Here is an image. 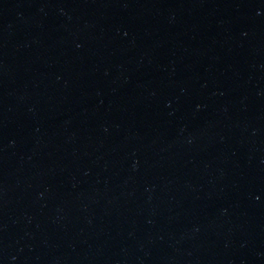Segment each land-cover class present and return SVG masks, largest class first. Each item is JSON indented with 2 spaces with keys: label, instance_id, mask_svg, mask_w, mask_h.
Instances as JSON below:
<instances>
[{
  "label": "water",
  "instance_id": "95a60500",
  "mask_svg": "<svg viewBox=\"0 0 264 264\" xmlns=\"http://www.w3.org/2000/svg\"><path fill=\"white\" fill-rule=\"evenodd\" d=\"M0 264H264V0H0Z\"/></svg>",
  "mask_w": 264,
  "mask_h": 264
}]
</instances>
